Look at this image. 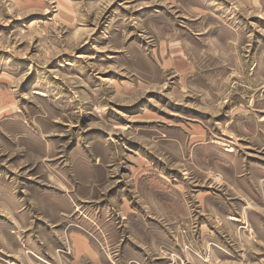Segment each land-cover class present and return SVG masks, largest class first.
<instances>
[{
	"label": "rangeland",
	"instance_id": "374dc122",
	"mask_svg": "<svg viewBox=\"0 0 264 264\" xmlns=\"http://www.w3.org/2000/svg\"><path fill=\"white\" fill-rule=\"evenodd\" d=\"M0 264H264V0H0Z\"/></svg>",
	"mask_w": 264,
	"mask_h": 264
}]
</instances>
